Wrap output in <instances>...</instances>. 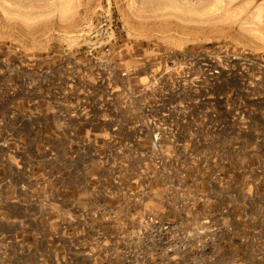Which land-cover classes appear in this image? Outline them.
Listing matches in <instances>:
<instances>
[{"label": "rangeland", "instance_id": "374dc122", "mask_svg": "<svg viewBox=\"0 0 264 264\" xmlns=\"http://www.w3.org/2000/svg\"><path fill=\"white\" fill-rule=\"evenodd\" d=\"M224 211L264 264V0H0V264H172Z\"/></svg>", "mask_w": 264, "mask_h": 264}, {"label": "built area", "instance_id": "2783aa9c", "mask_svg": "<svg viewBox=\"0 0 264 264\" xmlns=\"http://www.w3.org/2000/svg\"><path fill=\"white\" fill-rule=\"evenodd\" d=\"M162 231L165 237L167 235L161 243L163 247L165 244L164 254L172 264H218V247L222 242L233 245L238 241L246 246L250 242L248 230L236 225L228 211L219 212L214 219L198 222L190 228L183 224H167ZM254 242L261 245L260 239ZM262 251L258 252V261L263 257Z\"/></svg>", "mask_w": 264, "mask_h": 264}]
</instances>
